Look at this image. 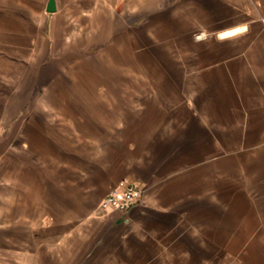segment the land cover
I'll use <instances>...</instances> for the list:
<instances>
[{
	"label": "crops",
	"instance_id": "crops-1",
	"mask_svg": "<svg viewBox=\"0 0 264 264\" xmlns=\"http://www.w3.org/2000/svg\"><path fill=\"white\" fill-rule=\"evenodd\" d=\"M54 4L0 0V264H83L105 232L90 264H264V194L228 186L226 152L179 146L162 65L226 64L264 29V0ZM127 183L141 200L100 212ZM25 250L43 261L20 263Z\"/></svg>",
	"mask_w": 264,
	"mask_h": 264
},
{
	"label": "rangeland",
	"instance_id": "rangeland-1",
	"mask_svg": "<svg viewBox=\"0 0 264 264\" xmlns=\"http://www.w3.org/2000/svg\"><path fill=\"white\" fill-rule=\"evenodd\" d=\"M201 36L202 32H196V38ZM199 59L163 58V69L173 72L180 90L179 109L169 112L180 120V125L172 130L183 132L178 138L183 148L196 144L204 151L226 152L228 186L241 179L243 193L256 199L264 194V29L259 27L245 36L224 65L198 69ZM186 71L188 77L183 76ZM186 101L193 103L194 109H186ZM218 137L225 141V149L216 145ZM229 191L228 199L233 197ZM242 209L243 213L249 211V207ZM107 236L105 232L97 240L83 264L94 262L96 255L106 250ZM57 241L51 240V246L58 249ZM26 253L25 250V255L19 257L20 263H40L44 259L38 250L31 256ZM154 257L150 253L146 261Z\"/></svg>",
	"mask_w": 264,
	"mask_h": 264
},
{
	"label": "built area",
	"instance_id": "built-area-1",
	"mask_svg": "<svg viewBox=\"0 0 264 264\" xmlns=\"http://www.w3.org/2000/svg\"><path fill=\"white\" fill-rule=\"evenodd\" d=\"M142 198V192L135 183H127L123 189L111 190L101 201L99 211L110 209L128 211Z\"/></svg>",
	"mask_w": 264,
	"mask_h": 264
},
{
	"label": "water",
	"instance_id": "water-1",
	"mask_svg": "<svg viewBox=\"0 0 264 264\" xmlns=\"http://www.w3.org/2000/svg\"><path fill=\"white\" fill-rule=\"evenodd\" d=\"M50 11L55 10V4H54V0H50V6L48 8Z\"/></svg>",
	"mask_w": 264,
	"mask_h": 264
}]
</instances>
